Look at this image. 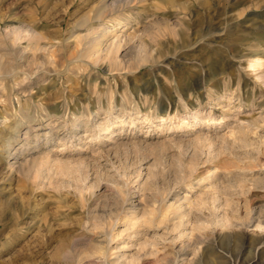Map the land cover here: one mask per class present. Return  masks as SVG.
Wrapping results in <instances>:
<instances>
[{
    "label": "rangeland",
    "instance_id": "obj_1",
    "mask_svg": "<svg viewBox=\"0 0 264 264\" xmlns=\"http://www.w3.org/2000/svg\"><path fill=\"white\" fill-rule=\"evenodd\" d=\"M255 54L264 0H0V264H264Z\"/></svg>",
    "mask_w": 264,
    "mask_h": 264
},
{
    "label": "bare ground",
    "instance_id": "obj_2",
    "mask_svg": "<svg viewBox=\"0 0 264 264\" xmlns=\"http://www.w3.org/2000/svg\"><path fill=\"white\" fill-rule=\"evenodd\" d=\"M23 30H21V32H22ZM100 41V40H99ZM98 40L95 42V43H93L92 42V44L89 46V48H88V50H87V54L89 55V57H91V56H93V55H95L97 52L99 53V47L101 46V44H100V42H99ZM100 44V46H98ZM101 48V47H100ZM101 51V50H100ZM102 52V51H101ZM255 58H254V60L251 62V66L252 67H255V66H257V64H260V65H262V63L264 62V57H262V56H260V55H256L255 54V56H254ZM183 122H185L186 124L187 123H189V121H186V120H183ZM206 139V138H205ZM186 200H188V197H186ZM181 208H182V206H180L179 204L177 205H172V212L174 213V215H175V217H177L176 219L178 220L177 222H176V220L174 221V223H173V225H172V227H166V230H169V231H174V233H177V234H179V236H174V238H172V240H170V242H171V244H173L172 245V247L173 248H175V246H176V244L178 243L177 241H178V239L180 240L181 238H183V237H185V236H187V235H189L192 231L194 232V230H196V229H200L202 226H204V225H202V223H198V225H195L196 223H194V226L192 227L191 226V229H190V232H188L187 230H188V225H189V223H190V221H189V218H187V219H185L184 218V216H183V214L181 213ZM183 209V208H182ZM135 210V209H134ZM171 211V210H170ZM183 212V211H182ZM185 215V214H184ZM218 217V216H217ZM126 219V218H125ZM142 219H140L138 216H133V217H131L129 220H127L126 221V224H127V229H131V228H133V227H136V226H140L141 225V223L142 222H144V221H141ZM147 220V219H146ZM145 220V221H146ZM152 220V222H153V219H151ZM173 221V220H172ZM152 222H149V221H146V222H144L145 224H150V223H152ZM159 222H165V220L163 219V220H161V221H159ZM158 223V222H157ZM161 223V224H162ZM217 224H219V225H221V226H224V225H229L230 224V220H229V218H225V219H217V222H216ZM147 224V225H148ZM191 225H193L192 224V222H191ZM114 226H115V223L113 222V225H111L110 226V229H109V231H108V236H109V240L111 241L113 238H114ZM159 226V225H158ZM257 227L259 228H261L262 226H261V224H258L257 225ZM172 228V229H171ZM107 229V228H106ZM108 230V229H107ZM138 233L139 232H141V234H142V232H143V230H139V231H137ZM136 232V234H138ZM144 233V232H143ZM169 233V232H168ZM192 234V233H191ZM140 235V234H139ZM118 237V236H117ZM160 238H158L160 241H161V243H163L164 242V245H161V246H164L165 248H167L169 245H167L166 246V242H168V240H169V237H168V234H167V236H166V234H165V236L164 235H162L161 234V236H159ZM171 239V238H170ZM109 241V242H110ZM169 242V243H170ZM103 243V242H102ZM101 243V245H97V246H95L94 247V249L93 250H91L92 251V253L91 254H93V258H94V261H93V264H110L109 263V255H110V249L108 248V245H104V243L102 244ZM159 243L156 241V239L154 238L153 240L152 239H146L145 240V242L143 243V244H141V250H145V249H148L149 247H153V249L152 250H155L156 249V253L157 252H159L160 251V248L158 247L159 245H158ZM110 245V244H109ZM111 246V245H110ZM165 248H163L164 250H165ZM151 249V248H150ZM154 252V251H153ZM173 256H174V258L175 259H171V258H169L167 261H166V263L165 264H170V263H173V262H177V259H178V257H180V256H182V255H184L183 257H185V258H187L186 256H188L189 255V253L188 252H186L185 250H183V248H180V249H178V250H175L174 252H173ZM126 256V254H124V255H122V256H118V258L116 259V262L118 263V264H121L122 263V260H124L123 259V257L124 258H126L125 259V262L123 263V264H133V262H135V261H138L139 260V262L143 259V258H141L140 259V256H132L131 258H127V257H125ZM95 258H99V259H101V261H97ZM147 259V258H146ZM185 260V259H184ZM99 262H101V263H99ZM150 262V261H149ZM263 263V262H262Z\"/></svg>",
    "mask_w": 264,
    "mask_h": 264
}]
</instances>
